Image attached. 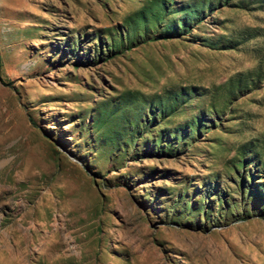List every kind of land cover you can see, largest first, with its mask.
Returning a JSON list of instances; mask_svg holds the SVG:
<instances>
[{"label": "rangeland", "instance_id": "374dc122", "mask_svg": "<svg viewBox=\"0 0 264 264\" xmlns=\"http://www.w3.org/2000/svg\"><path fill=\"white\" fill-rule=\"evenodd\" d=\"M0 264H264V0H0Z\"/></svg>", "mask_w": 264, "mask_h": 264}, {"label": "bare ground", "instance_id": "6f19581e", "mask_svg": "<svg viewBox=\"0 0 264 264\" xmlns=\"http://www.w3.org/2000/svg\"><path fill=\"white\" fill-rule=\"evenodd\" d=\"M40 237H41V236L38 235V236L34 237V240H35V241H40Z\"/></svg>", "mask_w": 264, "mask_h": 264}]
</instances>
